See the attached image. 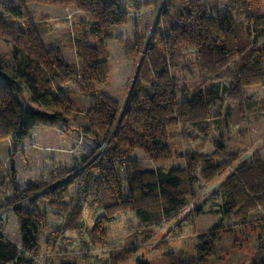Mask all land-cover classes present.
<instances>
[{"label": "trees", "instance_id": "16d2710c", "mask_svg": "<svg viewBox=\"0 0 264 264\" xmlns=\"http://www.w3.org/2000/svg\"><path fill=\"white\" fill-rule=\"evenodd\" d=\"M126 1L0 0V37L11 44L17 61L10 69L0 60V139L10 137L11 144L8 180L5 183L0 178V191L7 187L18 190L21 168L13 156L35 126L74 129L68 115L75 108V89L90 100L82 132L94 137L90 151L80 154L68 167L67 171L75 172L71 173L73 178L57 184L40 179L0 204V210L14 212L23 231L21 245L13 244L1 232L4 216H0V264H34V253L41 244L32 225L40 215L39 201L59 208L58 214L65 213L61 231L78 232L82 203L89 198L100 212L87 230L90 238L102 237L104 224L117 211H133L146 226L175 217L192 195L196 163L202 164L201 173L208 174L207 180L223 168L195 152L182 156L184 167H145L133 156L134 151L140 150L153 162L166 161L172 156L170 127L178 124L190 132L206 133L209 122L215 121L213 116L222 115L212 112L216 103L227 97L243 108L247 99L242 88L253 84L264 87V0H163L146 47L145 37L137 36L135 29L133 45L124 46L136 60L143 49L144 54L115 127L122 104L99 86L109 79L107 41L116 38L123 42L113 27L126 23ZM34 2L73 6L80 12L76 36L70 42L73 59L67 60L57 46L44 43L43 35L52 27L48 14L34 18L28 7ZM182 49L188 50L193 61L186 60ZM191 65L201 77L197 84L181 72L189 73ZM227 77L231 78L229 83L224 82ZM230 115L227 109L225 118L220 119L223 125ZM206 168L210 171L205 172ZM65 185H73L72 192ZM219 188L222 216H246L258 205L264 209V161L238 164ZM220 230V225H215L206 233L195 260H171V264H204ZM150 262L151 258L142 254L134 264ZM258 264H264V258Z\"/></svg>", "mask_w": 264, "mask_h": 264}, {"label": "rangeland", "instance_id": "374dc122", "mask_svg": "<svg viewBox=\"0 0 264 264\" xmlns=\"http://www.w3.org/2000/svg\"><path fill=\"white\" fill-rule=\"evenodd\" d=\"M160 1L127 0L124 5L128 12L126 23L113 27L114 34L123 42L116 38L107 41L109 79L99 88L120 104L126 97L138 63V59L131 57L124 46L133 45L134 29L137 36H143L146 40ZM29 8L34 18L46 14L51 16L49 22L52 28L43 35V41L46 45H57L64 57L71 60L70 42L76 36V23L82 16L80 12L73 6H51L38 2L30 3ZM52 37L58 38V41L52 40ZM182 53L187 61H193L188 50L182 49ZM12 54L11 44L0 37V60L10 69L17 64ZM190 69L189 73L181 72L188 81L197 84L201 80L197 68L191 65ZM230 81V77L224 79L226 83ZM67 86L74 88L72 84ZM242 92L247 99L243 101V108H238V104L227 97L221 103H216L212 112L217 110L222 115L213 116L215 121L209 122L206 133L197 130L190 132L178 124L170 127V159L153 162L144 157L140 150L134 151L133 156L145 167L164 170L184 167L182 156L195 152L205 155L210 163L223 168L207 180L205 175L208 174L203 171L201 173L202 164L196 163L192 195L185 199V206L175 217L163 220L159 225L146 226L140 223L133 211H117L113 219L104 224V235L90 238L87 230L100 212L94 209V204H90L89 198L82 203L79 217L82 225L78 232L61 231L59 228L65 220V213L58 214L56 210L59 211V208L50 207L47 201H39L37 205L40 207V215L35 217L37 220L32 225L41 244L34 253V264H134L142 254L151 258V264H171V260L188 263L198 257V249L206 239V233L215 225H220L221 230L204 264H258L264 258V209L258 205L246 216L238 213L222 216L219 210L222 197L219 186L224 178L244 161H264V87L253 84L243 87ZM72 95L75 108L68 117L74 129L62 125L39 124L31 130L29 138L23 142L22 147L16 149L13 156V162L17 168H21L18 173V190L2 188L1 205L8 197L18 194L40 179L57 184L66 181V178H73L71 173L75 172L67 171L68 167L80 154L90 151L94 137L82 132L86 126L84 110L90 105V100L76 89ZM227 109L231 115L227 117V125H223L220 119L225 118L223 114ZM10 148V137L0 139V178L5 183L11 162ZM204 171L209 172L210 169ZM65 187L69 192L74 189L73 185ZM51 196L58 197L56 194ZM64 200L69 202V197ZM198 207L200 211H197ZM0 214L4 216L1 229L3 235L13 244L21 245L23 231L14 212L9 208L0 210ZM201 234L204 236L201 237Z\"/></svg>", "mask_w": 264, "mask_h": 264}, {"label": "water", "instance_id": "95a60500", "mask_svg": "<svg viewBox=\"0 0 264 264\" xmlns=\"http://www.w3.org/2000/svg\"><path fill=\"white\" fill-rule=\"evenodd\" d=\"M161 4H162V0L160 1V4H159V6H158V10H157V12H156V15H155V18H154V20H153L152 26H151L150 31H149V33H148V36H147V38H146L144 48L146 47L147 42H148V40H149V38H150V36H151V33H152V30H153V27H154V25H155V23H156V19H157L158 15H159V9H160ZM143 54H144V49H143L142 54H141V56H140V58H139V60H138V63H137V66H136L135 72H134V74H133L132 80H131L130 85H129V87H128V91H127L126 97H125V99H124V101H123V103H122V107H121L120 115H119V118H118V120H117V122H116V124H115V127L117 126V124H118L119 121H120V118H121V115H122L123 109H124V107H125V105H126V103H127V100H128L129 94H130V92H131V90H132V87H133L134 81H135V79H136V77H137V74H138V71H139V68H140V65H141V61H142ZM115 127H114V128H115Z\"/></svg>", "mask_w": 264, "mask_h": 264}, {"label": "crops", "instance_id": "0c3cea01", "mask_svg": "<svg viewBox=\"0 0 264 264\" xmlns=\"http://www.w3.org/2000/svg\"><path fill=\"white\" fill-rule=\"evenodd\" d=\"M29 7V6H28ZM75 9V8H74ZM76 10V9H75ZM77 11V10H76ZM45 17V16H44ZM48 17H49V19H51V16L48 14ZM48 19V20H49ZM52 40H54V41H58V38H56V37H52ZM51 46V45H50ZM54 46H57V45H54ZM58 47V46H57ZM59 48V47H58ZM60 49V48H59ZM61 50V49H60ZM62 52V51H61ZM72 57L74 58V50H73V48H72ZM62 54H63V52H62ZM64 56V55H63ZM72 58V59H73Z\"/></svg>", "mask_w": 264, "mask_h": 264}, {"label": "built area", "instance_id": "2783aa9c", "mask_svg": "<svg viewBox=\"0 0 264 264\" xmlns=\"http://www.w3.org/2000/svg\"><path fill=\"white\" fill-rule=\"evenodd\" d=\"M9 209V208H8ZM0 216H2L1 214H0ZM2 232V231H1ZM2 234H3V232H2ZM29 256H31V255H29Z\"/></svg>", "mask_w": 264, "mask_h": 264}]
</instances>
